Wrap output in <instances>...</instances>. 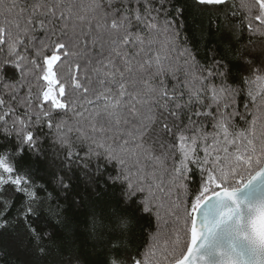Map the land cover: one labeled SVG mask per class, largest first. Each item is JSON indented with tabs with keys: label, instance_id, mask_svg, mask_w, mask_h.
Masks as SVG:
<instances>
[{
	"label": "snow or ice",
	"instance_id": "6c2138e0",
	"mask_svg": "<svg viewBox=\"0 0 264 264\" xmlns=\"http://www.w3.org/2000/svg\"><path fill=\"white\" fill-rule=\"evenodd\" d=\"M8 257L264 264V0H0Z\"/></svg>",
	"mask_w": 264,
	"mask_h": 264
},
{
	"label": "trees",
	"instance_id": "16d2710c",
	"mask_svg": "<svg viewBox=\"0 0 264 264\" xmlns=\"http://www.w3.org/2000/svg\"><path fill=\"white\" fill-rule=\"evenodd\" d=\"M238 2H239V0H237V3H238ZM152 230H154V227L151 228V229H146V233H147L148 231H152ZM145 238H146V236H145ZM7 259H11V260H13L14 264H19V261H16L15 258H13V257H8ZM0 264H3V261H2V260H0Z\"/></svg>",
	"mask_w": 264,
	"mask_h": 264
}]
</instances>
